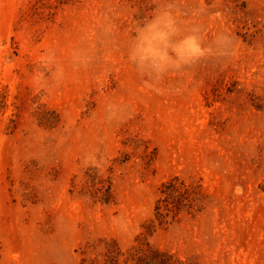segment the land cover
<instances>
[{
	"label": "rangeland",
	"instance_id": "rangeland-1",
	"mask_svg": "<svg viewBox=\"0 0 264 264\" xmlns=\"http://www.w3.org/2000/svg\"><path fill=\"white\" fill-rule=\"evenodd\" d=\"M200 4L202 46L222 54L161 74L157 93L127 59L156 0H0V264H104L113 241L118 264L146 243L264 264V0H184L186 34ZM45 50L66 76L36 92ZM174 178L194 208L161 224Z\"/></svg>",
	"mask_w": 264,
	"mask_h": 264
},
{
	"label": "clouds",
	"instance_id": "clouds-1",
	"mask_svg": "<svg viewBox=\"0 0 264 264\" xmlns=\"http://www.w3.org/2000/svg\"><path fill=\"white\" fill-rule=\"evenodd\" d=\"M183 2L184 0H173L172 3H168L167 0H156L157 7L152 10V18H145L143 26L137 23L132 28L135 35L129 41L127 59L134 65L137 75L149 78L144 80V86L157 93L159 89L155 88V83H159L161 74L169 73L171 69L172 72L169 74L175 75L182 66L191 65L201 58L222 54L214 52L211 47L202 46L204 36L198 33L201 31L199 18L207 11L203 4L191 10L193 22L189 25L187 34L182 29L181 24L184 23L182 17L186 15L182 8ZM214 15L219 17L220 14ZM104 31L108 34L111 28L106 27ZM8 55L3 45H0V59L7 60ZM71 59L74 64L77 61L85 66L88 64V58H81L76 51L72 52ZM34 65L32 84L36 92L42 89L51 91L65 79V67L51 50H45ZM154 73V82L150 83ZM89 159L95 163L93 157L90 156Z\"/></svg>",
	"mask_w": 264,
	"mask_h": 264
},
{
	"label": "trees",
	"instance_id": "trees-1",
	"mask_svg": "<svg viewBox=\"0 0 264 264\" xmlns=\"http://www.w3.org/2000/svg\"><path fill=\"white\" fill-rule=\"evenodd\" d=\"M162 194L156 205L157 219L162 223L168 222L172 217L175 220L183 211H191L194 208V191L191 187L179 179L174 178L163 185ZM122 255L118 244L113 241L107 244L103 254L104 264H118L119 256ZM132 264H186L166 253L155 250L149 243L137 251ZM83 264H97L95 261L83 259Z\"/></svg>",
	"mask_w": 264,
	"mask_h": 264
}]
</instances>
